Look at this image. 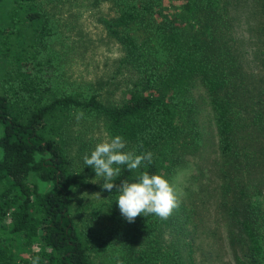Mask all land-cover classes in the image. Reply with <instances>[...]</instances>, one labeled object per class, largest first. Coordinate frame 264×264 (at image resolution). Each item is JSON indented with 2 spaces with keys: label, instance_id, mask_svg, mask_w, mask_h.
Listing matches in <instances>:
<instances>
[{
  "label": "trees",
  "instance_id": "16d2710c",
  "mask_svg": "<svg viewBox=\"0 0 264 264\" xmlns=\"http://www.w3.org/2000/svg\"><path fill=\"white\" fill-rule=\"evenodd\" d=\"M81 1L0 0L8 7L0 13V264H104L95 258L104 255L106 264H196L174 240L188 219L181 203L167 219L141 214L132 223L116 204L121 181L147 172L170 183L198 151L196 83L223 158L216 204L240 252L235 264H264V192L254 177L264 170V56L245 41L244 72L231 23L246 0ZM101 2L113 10L96 21L117 45L119 55L104 64L114 70L67 85L60 40ZM83 132L119 135L124 151H150L152 162L119 166L117 188L103 190V178L83 162L100 139L78 137ZM71 152L81 155L76 164ZM75 192L84 195L72 207Z\"/></svg>",
  "mask_w": 264,
  "mask_h": 264
},
{
  "label": "rangeland",
  "instance_id": "374dc122",
  "mask_svg": "<svg viewBox=\"0 0 264 264\" xmlns=\"http://www.w3.org/2000/svg\"><path fill=\"white\" fill-rule=\"evenodd\" d=\"M83 4V0L81 1ZM110 3L101 2L100 9L91 7L87 11L79 14L75 28L67 26L72 31L70 34L60 40L63 77L65 83L74 87L84 86L85 82L92 80L93 76L102 75L114 69H106L105 61L111 62L119 55L117 45L106 40L105 32L101 25L97 23L96 18L100 14L113 12ZM81 6V5H80ZM83 6V5H82ZM244 7V6H243ZM110 8V9H109ZM2 10H8L7 5L0 4V13ZM81 12V10H78ZM99 12V13H98ZM55 16V14H53ZM234 24V31L240 40L239 48L242 53L243 68L245 72V41L254 43L255 52L263 57L257 49L261 48L260 40H264V0H246L245 8L237 13ZM73 32L80 37L74 36ZM264 43V42H263ZM249 58V56L247 57ZM4 62L0 59V80L4 71ZM111 64V63H110ZM254 63L248 62V67L257 72L253 67ZM263 72V69H262ZM264 73V72H263ZM120 74V73H117ZM118 76V75H116ZM106 78V76H104ZM126 77V76H125ZM255 78V77H254ZM122 79L116 77L114 83L120 84ZM115 86L111 85L113 88ZM1 92V87H0ZM106 101H111L118 97V90L112 93H104ZM192 96L197 105V122L201 134V144L198 151L185 158L173 174L170 184L176 189L180 203L185 207L188 219L182 223L184 226L183 234L174 237L176 246L184 254L187 250L192 253V258L196 264H235L234 255L238 253L235 243L229 238L226 221L217 207V189L219 182V169L223 165V158L219 155L214 127L211 120L210 109L207 104V98L204 89L196 83L192 88ZM240 119L239 115H237ZM242 120V119H240ZM242 121H245L243 119ZM93 136L100 139L105 135L96 132H83L78 137L85 138ZM99 142V143H100ZM74 164L77 163V157L81 156L76 152L69 154ZM264 170L256 168L255 178L260 177L261 190L264 192ZM40 190L48 188V184L37 181ZM83 192H75L71 196V206L74 207L77 198H82ZM170 237L166 239L169 242ZM96 259L104 264L107 263L105 255L95 256Z\"/></svg>",
  "mask_w": 264,
  "mask_h": 264
},
{
  "label": "clouds",
  "instance_id": "9594fccd",
  "mask_svg": "<svg viewBox=\"0 0 264 264\" xmlns=\"http://www.w3.org/2000/svg\"><path fill=\"white\" fill-rule=\"evenodd\" d=\"M82 114L77 116L81 118ZM126 142L117 135L97 143L90 154L83 156V162L91 167L95 176L103 178L102 189L111 192L117 185L113 183L120 175L121 168L129 171L137 169L143 162L151 163L153 154L149 151L137 155L135 151H124ZM116 204L121 215L129 222L144 215L154 214L161 219L171 216L180 204L176 189L161 175L142 172L134 182L121 181L117 188ZM100 199V194H93Z\"/></svg>",
  "mask_w": 264,
  "mask_h": 264
}]
</instances>
